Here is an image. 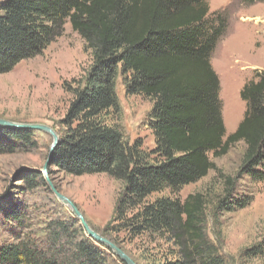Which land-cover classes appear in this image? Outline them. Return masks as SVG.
<instances>
[{"label":"trees","instance_id":"trees-1","mask_svg":"<svg viewBox=\"0 0 264 264\" xmlns=\"http://www.w3.org/2000/svg\"><path fill=\"white\" fill-rule=\"evenodd\" d=\"M209 15L207 0L0 1V75L40 55L67 23L91 51L92 65L72 90L52 165L64 175L106 174L122 183L113 222L124 236L109 241L123 251L135 239L170 244L149 264H227L208 237L201 193L183 201H149L152 194L199 181L217 170L210 154L222 157L239 142L245 145L240 172L264 181V71L242 86L245 112L226 136L220 81L210 60L228 22L224 12ZM119 67L126 94L152 101L155 146L149 151L140 141L124 140L114 89ZM32 138L33 130L0 127V155L32 145ZM25 179L44 180L41 174ZM224 183L229 195L234 180L226 176ZM229 199L216 208L233 211L249 200ZM0 212L14 227L11 241L0 244V264H123L88 238L73 216L37 228L21 204ZM263 251L264 236L247 255Z\"/></svg>","mask_w":264,"mask_h":264},{"label":"rangeland","instance_id":"rangeland-1","mask_svg":"<svg viewBox=\"0 0 264 264\" xmlns=\"http://www.w3.org/2000/svg\"><path fill=\"white\" fill-rule=\"evenodd\" d=\"M252 1L207 0L210 19L212 14L224 12L228 22L210 60L220 81L219 97L226 136L236 130L245 112V104L239 97L242 86L254 78L255 72L264 71V0ZM92 62V53L86 43L67 23L63 34L40 55L21 61L11 71L0 75V119L17 124H43L59 136L72 90L82 84ZM114 89L124 140L129 144L140 141L146 151L153 149L155 141L149 118L152 101L141 95L126 94L120 67ZM233 108L237 117L231 120L229 112ZM32 140L33 144L28 147L0 155V210L21 204L33 218V226L38 228L50 218L73 214L54 196L42 173L51 136L33 130ZM244 151L245 145L239 142L222 157L214 158L210 154L217 170H211L195 183L175 191L166 189L154 193L148 199L170 197L183 201L190 194L201 193L206 203L208 237L227 264H264V251L256 257L247 255L264 236V181L255 182L240 172ZM49 169V180L77 206L93 231L107 240L124 236L117 233L113 222L114 208L123 188L120 181L106 174L64 175L53 165ZM38 174L44 180L36 179L27 184L25 178ZM226 176L232 177L235 185L229 195L225 193ZM224 197H229V201L249 200L243 208L220 211L215 205ZM5 220L0 212V244L11 241L10 230L14 228ZM149 242L144 244L135 239L125 245L126 251H122L136 264H149L154 256L169 252L170 244L166 241L155 238Z\"/></svg>","mask_w":264,"mask_h":264},{"label":"water","instance_id":"water-1","mask_svg":"<svg viewBox=\"0 0 264 264\" xmlns=\"http://www.w3.org/2000/svg\"><path fill=\"white\" fill-rule=\"evenodd\" d=\"M0 127L3 128H13V129H29V130H37L41 131L43 133H46L51 136L52 142L49 146L48 155L46 158V161L43 165L42 173L45 176L46 182L51 190V192L54 194V196L65 206H67L70 210L73 216L79 220V223L81 227L83 228L86 236L90 239H92L97 244L103 245L106 248H108L114 256H116L123 264H136V262L131 259L128 255H126L120 248H118L114 243L111 241L103 238L98 233L93 231L88 223L85 221L82 213L79 211L77 206L67 197L62 195L52 184V182L47 177V171L52 165V158L54 149L57 147L59 143V136L56 134V132L43 124H17L10 121L2 120L0 119Z\"/></svg>","mask_w":264,"mask_h":264},{"label":"bare ground","instance_id":"bare-ground-1","mask_svg":"<svg viewBox=\"0 0 264 264\" xmlns=\"http://www.w3.org/2000/svg\"><path fill=\"white\" fill-rule=\"evenodd\" d=\"M237 117V111L235 108L231 109V111L229 112V119L233 120L236 119Z\"/></svg>","mask_w":264,"mask_h":264}]
</instances>
